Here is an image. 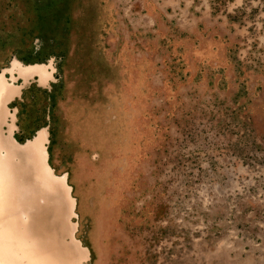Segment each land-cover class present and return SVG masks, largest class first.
I'll use <instances>...</instances> for the list:
<instances>
[{
    "label": "rangeland",
    "instance_id": "rangeland-1",
    "mask_svg": "<svg viewBox=\"0 0 264 264\" xmlns=\"http://www.w3.org/2000/svg\"><path fill=\"white\" fill-rule=\"evenodd\" d=\"M14 60L53 63L9 109L48 130L83 264H264V0H0Z\"/></svg>",
    "mask_w": 264,
    "mask_h": 264
},
{
    "label": "bare ground",
    "instance_id": "bare-ground-1",
    "mask_svg": "<svg viewBox=\"0 0 264 264\" xmlns=\"http://www.w3.org/2000/svg\"><path fill=\"white\" fill-rule=\"evenodd\" d=\"M54 66L24 65L14 60L0 75V264H83L89 252L76 232V200L67 175L59 177L49 162L48 130L21 145L14 137L16 110L9 102L21 97L34 78L49 86ZM5 72L23 85L10 83ZM85 246V245H84Z\"/></svg>",
    "mask_w": 264,
    "mask_h": 264
}]
</instances>
